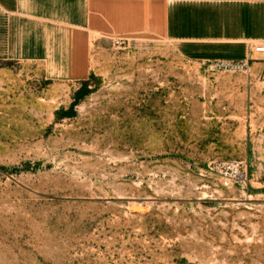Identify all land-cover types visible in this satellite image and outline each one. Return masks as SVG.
<instances>
[{
    "label": "rangeland",
    "instance_id": "obj_1",
    "mask_svg": "<svg viewBox=\"0 0 264 264\" xmlns=\"http://www.w3.org/2000/svg\"><path fill=\"white\" fill-rule=\"evenodd\" d=\"M91 61L0 71V264H264V66L162 38L96 37Z\"/></svg>",
    "mask_w": 264,
    "mask_h": 264
},
{
    "label": "crops",
    "instance_id": "obj_2",
    "mask_svg": "<svg viewBox=\"0 0 264 264\" xmlns=\"http://www.w3.org/2000/svg\"><path fill=\"white\" fill-rule=\"evenodd\" d=\"M96 37L162 38L189 60L239 61L264 41V0H0V71L31 62L46 80L86 82Z\"/></svg>",
    "mask_w": 264,
    "mask_h": 264
},
{
    "label": "built area",
    "instance_id": "obj_3",
    "mask_svg": "<svg viewBox=\"0 0 264 264\" xmlns=\"http://www.w3.org/2000/svg\"><path fill=\"white\" fill-rule=\"evenodd\" d=\"M115 43L116 44H121L124 41V38L122 37H118V38H114ZM255 54H261L264 55V41H260L258 43L255 44H251L249 47V51H248V55L246 57V59L243 60H210V61H204V62H210L216 66L219 67H235V66H241V67H246L249 68L250 67V63H252V61H257L258 59L254 56ZM262 61L264 62V58L262 59ZM231 166L235 167L236 169H238L239 171L241 170L242 167V162H232ZM240 177L242 176V173L239 172L238 174Z\"/></svg>",
    "mask_w": 264,
    "mask_h": 264
},
{
    "label": "water",
    "instance_id": "obj_4",
    "mask_svg": "<svg viewBox=\"0 0 264 264\" xmlns=\"http://www.w3.org/2000/svg\"><path fill=\"white\" fill-rule=\"evenodd\" d=\"M132 209H133L134 211H144V208H143V207L133 206Z\"/></svg>",
    "mask_w": 264,
    "mask_h": 264
},
{
    "label": "trees",
    "instance_id": "obj_5",
    "mask_svg": "<svg viewBox=\"0 0 264 264\" xmlns=\"http://www.w3.org/2000/svg\"><path fill=\"white\" fill-rule=\"evenodd\" d=\"M85 90H86V87L84 88ZM83 89V90H84ZM83 91H80L78 94H80V96L82 95L81 93H82ZM86 92H87V90H86ZM62 114H67V113H62Z\"/></svg>",
    "mask_w": 264,
    "mask_h": 264
}]
</instances>
